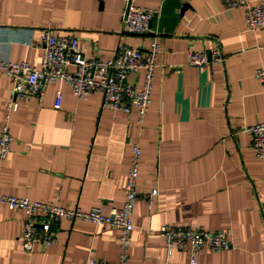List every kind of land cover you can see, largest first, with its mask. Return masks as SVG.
Wrapping results in <instances>:
<instances>
[{"label":"crops","instance_id":"0c3cea01","mask_svg":"<svg viewBox=\"0 0 264 264\" xmlns=\"http://www.w3.org/2000/svg\"><path fill=\"white\" fill-rule=\"evenodd\" d=\"M128 0H0V60L40 67L46 33L72 32L86 58L111 60L121 45L146 50L157 38L152 103L136 114L103 108L101 93L78 100L69 86L48 87L10 114L13 138L0 164V194L104 214L125 202L132 146L142 149L132 216L129 264H191L188 250L168 256L164 226L229 233L233 247L204 252L198 264H264V159L252 151L249 129L264 123V28L247 30L244 9L219 0H132L158 10L152 34L124 31ZM264 5V0H252ZM218 49L224 61L204 68L190 52ZM143 73L128 83L141 89ZM12 100L0 71V130ZM24 214L0 205V264H117L119 232L64 220L56 243L22 248ZM153 231L148 234V231Z\"/></svg>","mask_w":264,"mask_h":264},{"label":"built area","instance_id":"2783aa9c","mask_svg":"<svg viewBox=\"0 0 264 264\" xmlns=\"http://www.w3.org/2000/svg\"><path fill=\"white\" fill-rule=\"evenodd\" d=\"M219 1L227 10L244 9L248 31L256 32L264 28V5L254 4L252 0ZM158 14V10L137 7L132 0H128L122 12L124 31L138 36L150 34L151 23ZM40 50V67L26 62L0 60V71L10 79L12 86V100L7 105L6 123L0 130V164L11 152L13 138L8 121L10 114L18 110L19 101L31 97L41 102L48 87L58 82L69 86L80 101H86L94 93H101L103 108L122 112L128 117L136 114L138 123H143L152 103L156 61L161 52L157 38H152L146 50L121 45L115 57L108 61L96 58L88 60L72 32L46 33L42 37ZM224 60L222 52L218 49L189 53V64L197 68L219 64ZM140 73H143V79L141 89L137 90L128 83V79ZM255 78L264 87V68L257 70ZM249 132L252 136L254 156L264 159V123L251 127ZM131 158V167L125 182V202L121 208L113 209L109 214H104L100 208H68L0 194L1 206L22 211L24 214L22 248L31 253L37 244L53 246L57 241L62 221H82L118 231L120 235L117 264H129L135 204L140 197L150 203L157 195V190L148 195L137 191L142 159V149L138 144L132 146ZM152 233L153 231H148V234ZM159 235L165 241L169 257L175 251L188 250L191 264H198L197 258L204 252L219 253L233 247L229 233L164 226ZM86 264L108 263L90 259Z\"/></svg>","mask_w":264,"mask_h":264},{"label":"water","instance_id":"95a60500","mask_svg":"<svg viewBox=\"0 0 264 264\" xmlns=\"http://www.w3.org/2000/svg\"><path fill=\"white\" fill-rule=\"evenodd\" d=\"M152 25V24H151ZM147 35H151V36H153V34L152 33H150V34H147Z\"/></svg>","mask_w":264,"mask_h":264}]
</instances>
